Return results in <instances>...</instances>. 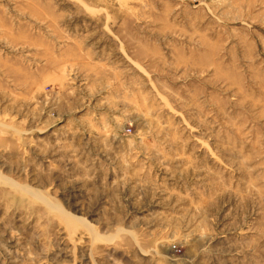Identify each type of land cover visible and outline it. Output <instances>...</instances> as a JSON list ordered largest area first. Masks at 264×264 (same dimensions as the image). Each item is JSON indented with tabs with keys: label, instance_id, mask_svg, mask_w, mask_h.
<instances>
[{
	"label": "rangeland",
	"instance_id": "1",
	"mask_svg": "<svg viewBox=\"0 0 264 264\" xmlns=\"http://www.w3.org/2000/svg\"><path fill=\"white\" fill-rule=\"evenodd\" d=\"M0 264H264V0H0Z\"/></svg>",
	"mask_w": 264,
	"mask_h": 264
}]
</instances>
